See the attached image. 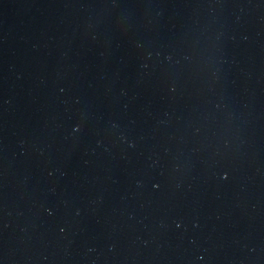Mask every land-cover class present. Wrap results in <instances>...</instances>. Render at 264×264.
<instances>
[{
	"label": "water",
	"instance_id": "obj_1",
	"mask_svg": "<svg viewBox=\"0 0 264 264\" xmlns=\"http://www.w3.org/2000/svg\"><path fill=\"white\" fill-rule=\"evenodd\" d=\"M0 264H264V0H0Z\"/></svg>",
	"mask_w": 264,
	"mask_h": 264
}]
</instances>
